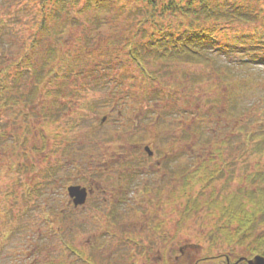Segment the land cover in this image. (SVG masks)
<instances>
[{"label": "rangeland", "instance_id": "obj_1", "mask_svg": "<svg viewBox=\"0 0 264 264\" xmlns=\"http://www.w3.org/2000/svg\"><path fill=\"white\" fill-rule=\"evenodd\" d=\"M113 1L117 3L104 9L99 24L91 25L92 37L85 33L89 38L82 50L75 48L73 39L82 37L80 29L63 33L66 41L56 48L45 78L57 73L48 71L61 65L63 55L71 60L79 56L72 62L74 73L61 72L45 87L38 83L40 93L29 101L20 94L30 93L37 84L34 73L15 84L10 77L0 86V264H225V256L231 261L249 257L241 246L233 251L221 242L212 246L211 237H205L210 229L205 206L179 230L186 202L180 184L186 171L211 156L214 162L208 166L223 172L212 186L195 187L191 194L200 201L209 199L213 190L223 195L236 190L248 172L264 171V154L253 150L249 134L230 126L234 119L221 114L226 105L218 100L225 98V87L210 67H148L161 74L159 81L168 84L173 95L156 103L136 98L151 88L132 65L120 72L122 80L103 79L100 67L111 54L115 57L112 40L123 42L136 35V42H145L136 29L149 34V23L135 21L149 10L157 15L163 7L161 0H155L157 10L144 5L147 0ZM122 6L126 12H121ZM37 9L38 0H0V70L25 54L31 55V71L41 68L45 47L53 39L40 42L34 54L29 51ZM161 19L158 27L171 22L175 34L183 28L177 15ZM253 23L230 25V41L234 34L260 25ZM218 37L224 42L222 34ZM215 56L225 69L230 64L233 79H247L237 89L235 117L245 111L258 116L264 110V64L249 63L242 53ZM29 65H19L18 70L24 72ZM92 68L94 75L88 78ZM193 78H198L197 84L191 83ZM9 96L16 102L6 103ZM249 129H260L259 122L254 120ZM226 137L230 143L221 145ZM145 146L152 149V157ZM70 185L89 190L84 205L74 207L67 193ZM210 255L214 258L201 260Z\"/></svg>", "mask_w": 264, "mask_h": 264}, {"label": "trees", "instance_id": "obj_2", "mask_svg": "<svg viewBox=\"0 0 264 264\" xmlns=\"http://www.w3.org/2000/svg\"><path fill=\"white\" fill-rule=\"evenodd\" d=\"M81 1L38 0V9L35 12L37 28L31 39L29 51L34 54L41 46L40 42H44L49 38L53 39L52 44L47 48L45 47L47 56L43 60L44 63L40 69L35 68L31 71L33 66L30 64L31 55L25 54L22 59L12 62L0 70V86L5 87V83L10 77H12L11 80L15 84L18 83V80L25 78V75H27V78L28 74L34 73L37 84L31 88L30 93L20 94L21 99L29 101L40 93L38 83L42 84L41 87H45L47 81L51 82V79L59 76L61 72L65 73L68 69L69 73L73 72L72 62L80 59L79 56L71 60L69 56L63 55L60 57L61 65L59 64L58 68L52 67L48 71L49 73L57 71V73L50 80L45 78L46 68L57 55L56 48L66 41L63 40V33L66 30L80 29L83 32L82 37H74L73 39L75 48L82 50L83 43H86V39L89 38L85 33L91 34L92 37V31L95 28H92L91 25L99 24L100 15H102L104 9L112 8L117 3L113 0H83L81 5ZM144 5H148L154 10L158 9L155 0H147ZM160 5L163 7L157 15L149 10L141 20L135 21L139 25L149 23V34L142 27L136 29L137 32L141 31L143 33L142 37L146 38L145 42H136V35L125 38L123 42L112 40V53H115V57L112 58L111 54V59L104 62V65L100 67L103 79L107 83L111 79L122 80L121 76L118 75L126 67L132 65L142 75V81L145 82L144 86L151 88V90H145L143 86L144 92H139L140 94L136 98L140 97L147 103H156L163 98L168 100L173 95L167 89L168 84H161L159 81L161 74L156 70H148V67H161L164 71L169 70L173 65L181 64L210 67L211 73L218 77V84L225 87V98H219L218 100V102H223L226 105L221 114L226 118L234 119L233 122L231 121L234 125L230 123V126L236 128L239 132L245 133V135L249 134L248 139L254 141L253 150L256 149L260 155L264 154V110L257 112L258 116L255 112L250 115L245 111L239 113V117H235L237 115L235 108L240 95L237 89L247 79L245 75L243 80L239 77L233 79L228 68L230 64L225 69L223 65L218 63V57L215 56L217 52H224L226 57L242 53L247 55L245 58L249 63L264 64V0H186L183 3L180 0H161ZM47 6H49L48 12L45 10ZM120 10L126 12L123 6ZM171 13L173 16L177 15L180 18L179 25L183 28L178 34L171 31V22L158 27L161 18H169ZM63 15L67 16L66 20L60 18ZM89 17L94 19L91 20ZM186 17L189 18L187 23L183 21ZM252 22H258L260 25L257 26L253 23L251 30L240 35L234 34V40L230 41L231 39L228 38V31L231 30L230 25H251ZM84 24L86 27L82 28L81 25ZM219 34L223 35L224 42L218 39ZM24 64L30 65L27 70L21 72L18 67ZM243 65L246 66L247 63L243 62ZM94 72L95 69L92 68L88 72V78H92ZM167 74L171 75V73ZM98 77L102 79L100 76ZM158 82L163 85V89L154 85ZM193 82L197 84L198 78H193L191 83ZM71 92L73 91L71 90ZM56 95H59V92H56ZM128 96L129 99L133 100L132 96ZM11 101L16 102L13 96H9L5 102ZM213 108L214 105H212ZM176 109L178 108L176 107ZM247 112L251 111L248 110ZM254 120L259 122L260 129L248 132ZM53 122H56V119ZM212 132H215L213 128H211ZM228 140L230 141V138L226 137L221 145L230 143ZM215 151L220 157L219 150ZM211 152L212 154L215 153L212 150ZM203 162L198 164L195 170L186 171L182 177L180 193L181 198H185L186 202L180 212L179 230L186 228V224L192 219L194 213L205 206L210 225L205 237H211L212 246L221 242L229 246L232 251L234 248L241 246L248 252L249 257L254 255L264 257V171L248 172L244 175L242 184L236 190L226 192L223 195H218L213 190L209 199L200 201L191 194L194 188L201 187L204 190L206 187L212 186L217 178L216 176L223 172L219 166H215V168L208 166L207 162H214L213 157L208 156ZM258 164L260 162L255 165ZM227 257L225 256V264H227ZM212 258L214 257L211 255L204 256L201 260ZM230 263H232L231 259ZM239 264L245 263L241 262Z\"/></svg>", "mask_w": 264, "mask_h": 264}, {"label": "water", "instance_id": "obj_3", "mask_svg": "<svg viewBox=\"0 0 264 264\" xmlns=\"http://www.w3.org/2000/svg\"><path fill=\"white\" fill-rule=\"evenodd\" d=\"M145 151L148 152L149 155H152V152L148 147H145ZM67 190L69 197L73 199V204L75 206L81 205L85 202L87 196V191L85 188L80 186H70ZM242 260H245L246 264H264V257L260 255H255L250 259L240 258L237 263Z\"/></svg>", "mask_w": 264, "mask_h": 264}]
</instances>
